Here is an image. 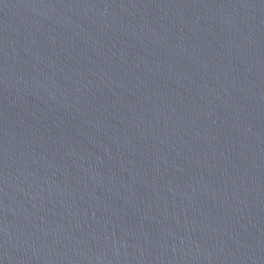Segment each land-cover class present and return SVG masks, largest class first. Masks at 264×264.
Returning a JSON list of instances; mask_svg holds the SVG:
<instances>
[{"label":"water","instance_id":"water-1","mask_svg":"<svg viewBox=\"0 0 264 264\" xmlns=\"http://www.w3.org/2000/svg\"><path fill=\"white\" fill-rule=\"evenodd\" d=\"M0 264H264V0H0Z\"/></svg>","mask_w":264,"mask_h":264}]
</instances>
